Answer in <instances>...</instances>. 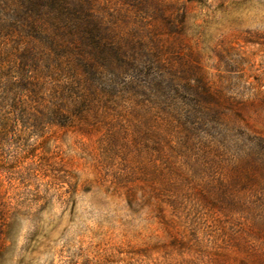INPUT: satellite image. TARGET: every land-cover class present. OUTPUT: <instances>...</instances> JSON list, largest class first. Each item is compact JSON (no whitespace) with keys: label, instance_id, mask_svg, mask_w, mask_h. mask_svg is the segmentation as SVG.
Returning a JSON list of instances; mask_svg holds the SVG:
<instances>
[{"label":"rangeland","instance_id":"rangeland-1","mask_svg":"<svg viewBox=\"0 0 264 264\" xmlns=\"http://www.w3.org/2000/svg\"><path fill=\"white\" fill-rule=\"evenodd\" d=\"M86 4L66 126L21 123L0 80V264H264V0Z\"/></svg>","mask_w":264,"mask_h":264},{"label":"trees","instance_id":"trees-1","mask_svg":"<svg viewBox=\"0 0 264 264\" xmlns=\"http://www.w3.org/2000/svg\"><path fill=\"white\" fill-rule=\"evenodd\" d=\"M86 2L87 0H22L16 6V15H11L12 19L7 18L9 12L7 15L6 6L0 3V40H5L3 44L0 42V80L7 79L10 70V73H15L13 75L18 77V80L14 78L13 80L17 82L6 86V96L17 90L21 93L29 92L32 97L29 101L11 104L21 123L24 124V118H28L27 123L36 129L42 125L66 126L62 121L71 113L67 111L70 108L68 104L72 101L70 97L75 95V90L71 85L60 83V77L65 75L72 79L80 76L85 79L83 82L87 89L90 87V79L96 70L95 65L90 63V58L94 45L101 43L98 41L101 31L99 28L96 30L88 18L89 9ZM47 12L52 13L50 17L44 18L45 21L41 20L49 14ZM41 22L55 28L52 36L44 34L47 30ZM22 36L34 40L39 45L22 49L21 47L25 45L23 42L15 44L8 42L9 38ZM9 48L15 54H12ZM113 53L116 56V53ZM96 60L106 61L104 50L97 54ZM33 73L37 74L34 78L30 77ZM43 75H51L55 77V83H60L55 95L50 96L51 100L48 96L46 97L48 99H44L43 92L39 91ZM52 98L57 104H53ZM5 100L8 101L7 97ZM40 101H44L41 112L29 106ZM6 126L9 127L7 124H3L2 127Z\"/></svg>","mask_w":264,"mask_h":264}]
</instances>
